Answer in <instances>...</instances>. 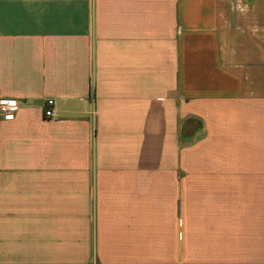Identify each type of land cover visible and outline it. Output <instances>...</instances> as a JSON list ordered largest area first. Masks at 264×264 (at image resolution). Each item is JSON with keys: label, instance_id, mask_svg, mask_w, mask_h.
Instances as JSON below:
<instances>
[{"label": "crops", "instance_id": "crops-1", "mask_svg": "<svg viewBox=\"0 0 264 264\" xmlns=\"http://www.w3.org/2000/svg\"><path fill=\"white\" fill-rule=\"evenodd\" d=\"M6 98L0 264H264V0H0Z\"/></svg>", "mask_w": 264, "mask_h": 264}, {"label": "built area", "instance_id": "built-area-1", "mask_svg": "<svg viewBox=\"0 0 264 264\" xmlns=\"http://www.w3.org/2000/svg\"><path fill=\"white\" fill-rule=\"evenodd\" d=\"M46 104L48 105V108L45 109L44 111L45 116L54 117L55 114L51 109L53 100L47 99ZM18 108H19V103L14 99L6 98L0 101V114L4 118H11Z\"/></svg>", "mask_w": 264, "mask_h": 264}]
</instances>
